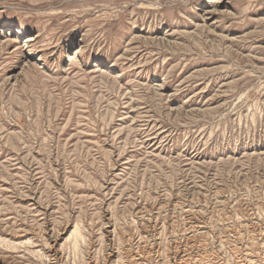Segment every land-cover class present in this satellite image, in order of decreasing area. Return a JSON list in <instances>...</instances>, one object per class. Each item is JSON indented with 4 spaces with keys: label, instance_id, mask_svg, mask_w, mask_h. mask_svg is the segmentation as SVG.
I'll return each instance as SVG.
<instances>
[{
    "label": "rangeland",
    "instance_id": "rangeland-1",
    "mask_svg": "<svg viewBox=\"0 0 264 264\" xmlns=\"http://www.w3.org/2000/svg\"><path fill=\"white\" fill-rule=\"evenodd\" d=\"M215 1L0 0V264H264V0Z\"/></svg>",
    "mask_w": 264,
    "mask_h": 264
},
{
    "label": "bare ground",
    "instance_id": "bare-ground-1",
    "mask_svg": "<svg viewBox=\"0 0 264 264\" xmlns=\"http://www.w3.org/2000/svg\"><path fill=\"white\" fill-rule=\"evenodd\" d=\"M220 1H221V2H220ZM218 2L223 3V0H219ZM218 2L216 3V1H215L214 6L217 5ZM211 12H213V11H209V14H210ZM28 40H29V39H26V42H25V43L29 42ZM80 50H81V49L77 50L76 53H79ZM70 58H72V57H70Z\"/></svg>",
    "mask_w": 264,
    "mask_h": 264
}]
</instances>
